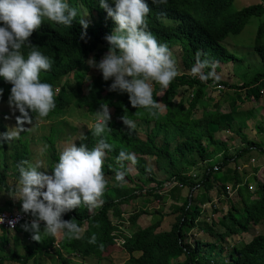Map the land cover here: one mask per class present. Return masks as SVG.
<instances>
[{"label": "clouds", "instance_id": "9594fccd", "mask_svg": "<svg viewBox=\"0 0 264 264\" xmlns=\"http://www.w3.org/2000/svg\"><path fill=\"white\" fill-rule=\"evenodd\" d=\"M110 2L114 7L109 6V0H98L99 7L111 18L115 27L112 33L105 37L109 45L107 53L99 62L94 58L87 61L88 69L89 67L97 69L88 79V84L94 75L101 73L104 81L111 80L108 90L117 92V97L126 93L133 108H142L150 115H156L154 110H157L159 115L164 116L167 110L162 102V97L167 90H170L171 85L179 83V78L184 77L189 81L194 80L205 85L203 89L205 103L203 100L200 103L202 110L204 106L210 113H216L219 110L225 116L234 114L232 110L228 113L222 112L221 108L217 107L218 103L214 104L215 112L208 111L205 90L213 87L217 90L216 94L220 95L225 91V86L234 88L227 84L221 85L212 76L210 67L216 62L225 65L232 64L233 71L236 73L238 63L235 52L232 50L244 49L239 48L238 43L232 41L229 36L225 41L219 43L226 51L223 54L219 53L220 59L212 61L208 58L209 55L205 49L208 48L209 51V43H214V39H211L204 29L205 22L201 18L203 14L198 7L201 0H187L186 6L183 8L191 7L186 27L189 37L185 38V41L192 45L190 55L185 52L183 44H173L169 50L166 44L157 42L155 36L147 29L146 21L149 13L147 0H110ZM166 2L167 0H153V3L164 4ZM164 12L163 14H167V11ZM78 15V8L71 6L69 0H0V78L11 85L8 99H3L4 85H0V109L10 108L12 111L11 117H4L5 114L0 111V120L4 127L3 130L0 129V144L7 143V147L16 149L17 155L22 157L17 164L8 165L9 175L17 178L15 184L6 191H0V205H7L6 208L0 210V239L11 236L8 234L10 229H7L11 227L14 228L11 231L19 229L18 235L23 240V243L20 244L14 242L15 247H11L10 243L6 245L7 250L3 254L0 253V264H5L7 261L11 264H26L30 260L27 258L29 250L36 253L32 255L31 262L34 261L32 260L33 256L41 255L43 257L51 256L50 264H101L102 261L95 257L83 256L79 260L76 251L65 250L63 256L51 250H41L37 246L32 247V239L40 241L42 238L41 242L48 239L54 240L58 233H63V236L68 239H79L80 236L89 234L85 230H81L78 224L87 219H94L104 208V202L112 191L119 190L121 194V197L115 202L125 201L120 205H108L107 215L112 213L113 216H115L113 214L114 207L121 211L122 205H129L131 201H138L143 196L153 195L147 194L153 189L156 190L155 194L168 199L174 191L183 192L185 191L183 189L186 188L188 194L185 199L189 198L191 205L193 202L197 204V199L207 194L204 193V187L201 185L189 189L175 177H170L171 173L166 174L160 171L161 165H156V163L162 158V155L154 143L161 141L160 139L164 135L161 131L158 135L160 138L155 136L154 122L148 123L140 119L131 120L126 115L116 117L115 108H108L104 104H101L100 110L96 111L95 115L90 114L87 106H82L80 109L72 106L63 114L46 118L49 112L55 108V90L53 85L41 80V73L47 72L53 61L39 51L37 46H33L29 37L34 31L40 29L45 20L66 27H71L75 20L82 29H87L86 19L77 20ZM161 23L165 27L178 26L177 21L171 17H162ZM84 35L85 33L82 32V39ZM230 42L235 43L234 48H230ZM193 45H198V47L194 48ZM177 48H180L179 53ZM24 49L27 51L25 52ZM192 59H195L193 66L187 68L185 62L192 61ZM176 66L181 68L180 71L176 72ZM87 70L83 72L85 78ZM70 75L75 77V73ZM67 77L63 83L69 82ZM152 83L158 84L163 89L158 93L157 101L153 99ZM88 84L86 85L87 93L84 92L85 85L83 86L85 95L88 94ZM197 89L198 86L193 88L178 87L175 90L174 102L185 101L186 107H188L189 100ZM59 90L58 88L57 92ZM224 97L223 102L227 100L226 96ZM236 108L237 106L231 109ZM75 109L80 110L83 115L88 114V119L93 122L90 130L79 132V129L68 121V115L71 110ZM110 110L113 111L112 118ZM39 120H43L45 124L41 125L42 129L36 138V146L42 145L43 148L41 151L37 149L39 157L34 158L31 149L32 131L26 126L30 125L38 129ZM109 122L113 124H109ZM11 123H13V127ZM108 125L134 133L137 139L146 145V148H143V152L136 151L137 148L126 151L122 149L117 152L113 143L105 136L110 130ZM138 128L144 129V131L139 133ZM172 128L173 137L168 139L171 146L176 145L180 140L173 125ZM226 134L230 135V132ZM38 139H42V141L38 142ZM10 152L13 151L9 150ZM220 158V155L217 156L215 161H220ZM0 166L3 167V164L0 163ZM245 166L246 164L243 167L245 168ZM240 167L237 169L238 173ZM228 169L232 170L231 167ZM133 170L136 176L139 175L144 183L151 186V189L145 191L143 185L134 180ZM214 171H219V168L214 166ZM227 172L228 170H224L223 174L226 176ZM157 173H161L162 177L159 178ZM192 175L196 177L197 173ZM151 177L155 178V182L148 181ZM164 179L169 181L163 184L162 189L157 188V183ZM245 182L248 181H244L243 184ZM228 183L230 184L227 182L224 185L227 194L226 196L223 193L224 196L228 198L237 196L241 185L232 184L229 187L226 186ZM121 187L124 190L119 189ZM167 187L170 190L165 191V195L159 194ZM215 187L214 185L212 190H215ZM130 189L136 190L135 193L138 195L136 199L129 198L130 195L125 193V190ZM228 190L232 194L235 193L230 197L231 193ZM8 196L18 203L14 204ZM172 204L173 202L167 203V205ZM81 205L86 207L84 212L77 209ZM95 207V210L91 209ZM73 209H77L78 212H73ZM70 211L75 217L70 216ZM65 213L74 221L63 220L62 216ZM18 214H24L20 225L15 222ZM86 214L89 216L85 217ZM80 215L83 216L79 217ZM107 217L109 218V216ZM108 220L113 224L110 219ZM41 222L44 225L42 231ZM22 228L29 231L31 236L30 233H21ZM112 235L117 236L118 231H114ZM88 236L87 244L95 243V237ZM113 243H116V239L113 240ZM122 243L123 241L120 247H122ZM227 243L229 245L228 241ZM250 243H240L237 247ZM233 246L230 248L232 249ZM21 249L24 253L20 252ZM245 250L242 249L243 254L238 257L239 264L260 261L257 256L258 251L250 248L247 252Z\"/></svg>", "mask_w": 264, "mask_h": 264}, {"label": "trees", "instance_id": "16d2710c", "mask_svg": "<svg viewBox=\"0 0 264 264\" xmlns=\"http://www.w3.org/2000/svg\"><path fill=\"white\" fill-rule=\"evenodd\" d=\"M187 0H167L166 3H153V0H147L149 13L147 16V29L155 36L158 43H164L169 50L173 44H183L185 52L191 54L192 45L187 43L185 38L189 37L188 30H186L189 22V12L191 7L185 8ZM236 0H201L199 9L202 12V20L205 22L204 29L207 31L209 37L214 39V43H209L210 49H205L208 52L209 59L214 61L220 59L219 53H225L219 43L225 41L229 36H240L251 19L257 17L261 19V24L255 32L256 38L250 40L248 46L242 42V49L248 50L246 53H235L237 61L236 74L241 80V86L234 88L245 90L247 97L253 99L255 102L248 103L249 110L254 109L264 95V0H260L259 4L251 5L236 10L234 7ZM69 0L73 7L79 10L78 19L82 17V4L87 14L90 15L92 21H87V29H82L77 21H73L71 27L55 24L54 22L45 20L38 31H34L29 41L33 46H37L38 50L44 55L48 56L52 61V66L47 72L41 73V80L53 85L55 90V108L51 110L46 117L58 116L63 114L68 108H81L87 106L90 114L95 115L96 111L100 110L101 104L108 106V108H115V116L123 117L126 115L129 119H140L148 123L154 122L156 133L159 137L161 131L164 137L159 142L154 143L157 150L161 153L162 158L157 161L156 165H161V172L171 173L170 177H175L182 185L189 189L201 185L204 187V193L210 192L214 185H219V192H223L226 196L225 183L234 181V185L240 186L237 191L238 200L231 203L228 214L223 217L224 228L223 232L217 229V224L213 223L211 226L205 223V226H200L198 218L201 216L202 209L199 206L203 202H211L210 196L205 194L204 197L197 199V206L192 211L191 200L184 198L181 201L182 206L175 208L172 215H176L175 223L170 226L168 231H159L166 214L156 212L158 216L154 222H149L147 226L138 223V220L148 211L141 210L138 214L129 215L127 222L129 225L118 223L114 225L109 222L107 217L108 205H120L125 203L124 200L115 202L121 197L120 191L115 190L110 192L109 198L104 202V208L94 217L96 219L95 227L101 228L99 239L95 243H89L77 239L71 240V249L69 251H77L83 256L95 257L100 261L103 260V253L112 244L114 231H118V237L123 241L122 247L129 255L127 264H239V256H241L242 249L250 248L258 251L257 256L260 261H249L247 264H264V233L260 236H255L252 243L242 245H234L232 249L227 241L233 236H239L250 232V228L257 226H264V181H258L256 173L259 171V166L254 168V177L256 181V190L251 192L249 189V180L244 182L240 178L237 169H228L232 162L237 163L244 156V162L248 163L251 152L258 154L257 158H264V142L250 141L248 138L242 140V143L247 144V147L238 150L234 154L229 153L228 145L219 137L225 135L227 132L234 133L232 129L231 116H225L217 110L216 113L203 110L197 116L196 111L198 105L203 100V89L205 85L194 80L189 81L186 78H179V83L171 85L170 90H167L162 97V102L165 104L167 113L161 116L150 115L142 108H133L126 93L116 96L117 92L108 90L111 80L104 81L102 74L94 75L91 82L88 84V94H83V86L85 82V75L83 72L88 69L87 61L94 58L97 62L107 53L109 45L105 37L112 33L115 27L114 22L107 16V13L99 7L98 0ZM109 6L114 7L109 0ZM179 10V11H178ZM167 11V14L163 12ZM164 12V13H165ZM162 17L174 18L177 27H165L161 23ZM85 33L83 39L81 33ZM246 41V40H243ZM249 41V40H248ZM253 42V43H251ZM197 48L198 45H193ZM26 52L27 49H24ZM210 53V54H209ZM250 56L252 59L245 63L244 59ZM252 60V61H251ZM195 59L185 62L187 68L193 66ZM75 73L77 85L73 87L69 82L63 83L65 78L70 74ZM0 85H4L3 99H8L11 85L0 78ZM180 86H189L193 88L198 86L194 96L189 100L188 107L186 102H174L176 97L175 90ZM60 89L57 92V89ZM153 99L157 101L158 93L163 89L156 83H152ZM236 103L231 104V108H235ZM217 107H220L219 105ZM85 108V107H84ZM7 114L8 112H3ZM264 113V112H263ZM109 124H113L109 122ZM195 124H199L195 125ZM172 125L175 131L178 132L180 140L176 145H169L168 139L172 138ZM110 130L105 134L117 152L120 150H131L137 148L136 151L143 152L146 145L137 139V136L126 130L123 131L108 125ZM3 125L0 120V129L3 130ZM262 130V129H260ZM264 132V128L262 130ZM160 138V137H159ZM9 150L13 151L9 153ZM221 156L220 161L216 160L217 156ZM22 157L17 155L16 149L7 147V143L0 144V191H6L11 185V180H17L16 177L9 175L8 165L17 164ZM215 161L214 163H212ZM260 164L259 159L257 160ZM205 167H202V166ZM214 166L219 168V171H214ZM228 170L224 175L223 171ZM194 171L197 173L196 177L190 173ZM202 171V173H201ZM232 173L234 179H232ZM201 174V177H200ZM148 181L155 182V178L151 177ZM169 181L164 179L158 182L157 188L162 189L163 184ZM124 190L123 187L119 188ZM156 190H152L147 194H153L156 200L164 201L165 196L155 194ZM135 189L125 190L129 194V198L136 199L138 195ZM181 195L180 191H174L172 196ZM230 200V198L226 197ZM11 204L10 202H8ZM113 214L123 221L121 211L116 207L113 208ZM196 219V220H195ZM121 221V222H122ZM86 230V226L80 229ZM124 229L125 232L121 231ZM196 228L199 233H203L207 238L212 237L215 240L214 248H211L209 239L208 242L202 245L199 239H196L193 244L187 242L188 230ZM88 233V232H86ZM222 242V245L219 243ZM10 241L8 236L0 239V253H4L6 245ZM84 246V248H83ZM241 248V249H240ZM29 254L36 253L29 250ZM138 254L136 257L135 255Z\"/></svg>", "mask_w": 264, "mask_h": 264}, {"label": "rangeland", "instance_id": "374dc122", "mask_svg": "<svg viewBox=\"0 0 264 264\" xmlns=\"http://www.w3.org/2000/svg\"><path fill=\"white\" fill-rule=\"evenodd\" d=\"M259 2H261L260 0H236L234 7L236 10H241L244 7L247 6H251V5H257L259 4ZM79 3L80 0H79ZM81 5L82 8V17H84V19H86L87 21H92L90 15L87 14V11L85 9V7ZM170 23H172V21H169ZM261 24V19L254 17L251 19V22L247 25V27L245 28L244 32L240 35V36H230V39L236 43H238V47L242 48V43L245 46H248L250 43V40H254L256 38L255 36V32L257 31L258 27ZM246 40V41H243ZM249 40V41H248ZM242 42V43H241ZM253 43V42H251ZM235 47V43L230 42V48H234ZM180 48H177V52L179 53ZM235 53H246L248 50H241V49H235L232 50ZM250 59H252L250 56H247L244 59V63H246L247 61H249ZM252 61V60H251ZM212 66L210 67L212 69V76L214 78H216L221 85L227 84V85H231L233 87L235 86H241L242 82L241 80H239L238 75L233 71L234 68L232 67V64H221V63H214L211 64ZM180 67L176 66V72L180 71ZM95 68L89 67V69L86 72V81H85V88H84V92L87 93V88L86 85L88 84V79L90 77L93 76V73L95 72ZM67 80H69L70 84L76 86L77 81L75 79V77L73 75H70L69 77H67ZM223 83V84H222ZM216 89L213 87H209V89L205 90V100L207 101V110L208 111H214V104L218 103V105L220 106L222 112L224 113H228L230 112V110H232V115L231 116V120H232V129L234 130V133H230V135L225 134L220 136L219 138L222 139L224 141V143L226 145H228L229 148V153L234 154L235 152H237L238 150H242L244 148L247 147V144L242 143V140L248 138V140L250 141H262L264 142V132L262 131L264 128V95H262L260 101L258 103H256V105L254 106V109L256 110H249L247 108L248 103H254L255 101L251 98L247 97V94L245 92V90H240V89H236V88H229L228 86H225V91L222 92L220 95L216 94ZM119 93V92H118ZM227 98V100H225L223 102V100L225 99V97ZM210 100V101H209ZM204 102V100H203ZM236 103L237 104V108L236 109H231L230 108V104L231 103ZM205 103V102H204ZM202 105H199V108L196 111V114L199 115L202 111ZM1 112H8L7 114H5L4 117H11L12 111L10 110V108H3L0 109ZM113 111L110 110V117L112 118L113 116ZM215 112V111H214ZM68 121L77 129H79V132L81 131H88L91 129V125L93 124V122H91L88 119V114L83 115L81 114L80 110H71L70 114L68 115ZM45 124V122L43 120H39L38 121V129H35L33 126H26L29 127V130L32 131V138H33V142L31 144V149H32V154L33 157H39L38 156V152L37 149L39 151H41V149L43 148L42 145L36 146V138L39 135L42 127L41 125ZM12 127H13V123H11ZM200 126L199 124H195ZM262 129V130H260ZM136 131V130H135ZM139 133H142L144 131V129L138 128ZM229 139V140H228ZM235 139V140H234ZM42 141V139H38L37 140ZM254 157H252L250 155V159L246 160L248 161V163L244 162V158H247L249 155L244 156V158H241L240 161H238L236 163V165H234V162H232V164L230 165L232 170L233 167L235 169H238V167H240V165H242L239 168V176L240 178H242L244 181H248L249 180V188L250 191L253 192L256 190V181H254L252 178L254 177V168H256V166H260V169L258 171V173H256V177L258 179V181H264V158H257L258 154L256 152H251ZM259 159V163L258 164V160ZM256 161V162H255ZM255 162V163H254ZM248 165L247 167H243L244 165ZM238 171V170H237ZM194 173V171H192L190 174L192 175ZM158 177L161 178L162 174L161 173H157ZM133 178L136 182L140 183L141 185H143L145 191H147L148 189H151V186H149L148 184L144 183L142 181V179L140 178V176H136L135 171L133 170L132 172ZM232 179H234V174L232 173ZM15 180H11L10 185H14L15 184ZM232 183H228V185L226 186H231L232 184H235L234 181H231ZM216 189L215 190H211L210 192L207 193V196L211 197V202L207 203V202H203V205H199L203 210H202V214L200 216V218H198L199 224L200 226H205V223L209 224L210 226L213 223L217 224V229L221 232H223V230H225L224 228V221H223V217L226 216L228 214V211L230 210V204L231 203H235L238 198L236 195L232 196V192L230 190V200L226 199V197L224 196L223 192H219V186L215 185ZM170 190V188H166L165 190L161 191L159 194H163L165 195V191L168 192ZM185 191L181 192V195H175L174 194V198L173 196H171L170 198L166 199L165 202L162 201H158L155 199V197H153V195H149V196H143L142 198H140L138 201H131L129 203V205H125V206H121V211L128 213V214H134V213H139L141 210H146L148 211V214H144L139 220L138 223L143 224L144 226H147L149 222H154L157 220L158 216L156 212H160V213H164L166 214V217L163 220V223L161 224V227L158 229L159 231H168L170 229V226L172 224L175 223L176 220V215H172V211L177 207H181L182 206V199L185 198L188 194L186 188L183 189ZM220 195V196H218ZM221 197V198H218ZM8 198L14 203L17 204L18 201H14L13 199H11L9 196ZM148 201V202H147ZM169 202H173L172 205H167V203ZM196 202L191 206L192 211L194 210ZM7 205H0V210L6 208ZM93 210L96 209L95 208H91ZM128 214H124V222H122L125 225L131 226L129 225V223L127 222V218H128ZM109 219L113 222V224H118V222H120V219L118 217H113L112 213L108 214ZM196 220V219H195ZM43 229V226H41V231ZM21 233H29V231H25L23 228L20 230ZM123 232H125V230H122ZM1 233V231H0ZM264 233V226H257V227H253L250 228V232L247 234H242L240 236H234L232 237V239L228 240L229 245H238L240 243H250L253 238L256 235H261ZM8 234H11L10 237H8L9 241H13L16 242L18 244H20V240H22V237L20 238L18 233L14 232V231H9ZM196 236V237H195ZM93 237V236H92ZM96 237V236H94ZM199 239L202 243V245L206 244L208 242H210L211 248H214V244H215V240L212 237H206L203 233H199V231L196 230V228H194L192 230V232H189L188 230V240L187 242H189L190 244H193V242ZM86 241V240H85ZM122 240L121 239H116V243H113L109 245V248L105 251V253L103 254V258L104 260H102L101 264H127V261L129 259V255L124 251V247H120ZM220 245H222V242L219 243ZM11 247H15V244L12 243L10 245ZM21 253H24V251L21 249L20 250ZM136 257L138 256V254L135 255ZM42 261H49L50 263V258H43L41 260V264ZM48 263V264H49ZM5 264H11L10 262H6ZM32 264V263H31Z\"/></svg>", "mask_w": 264, "mask_h": 264}, {"label": "water", "instance_id": "95a60500", "mask_svg": "<svg viewBox=\"0 0 264 264\" xmlns=\"http://www.w3.org/2000/svg\"><path fill=\"white\" fill-rule=\"evenodd\" d=\"M143 211H145V210H143ZM69 214H70V216L75 217V215L73 214L72 211H70ZM124 214H128V213H125L123 211L122 214H121V216L124 217ZM134 214H136V213H134ZM129 215H132V214H128V217H129ZM70 216L67 213H65V214H63L62 219L63 220H66V221L73 220L72 217H70ZM81 216H83V215H80L79 217H81ZM88 216H89L88 214L85 215V217H88ZM113 217H117V216H113ZM124 220L125 219L123 218V221L120 220V222H118V223H122V222H124ZM95 221H96L95 218L94 219H87V220H85L83 222H80L78 224L79 227L86 226L87 228H86L85 231L89 233V234H87L85 236H80L79 239L85 241L89 237L88 235L96 236L95 237V240L99 239L100 232L99 233L98 232L91 233V231H100L101 230V228H99L98 226L97 227L94 226L95 223H96ZM41 226L44 227L43 222H41ZM122 230H124V229L122 228ZM30 236H31V233H30ZM82 237H84V238L82 239ZM114 239H121V238L118 237V236H115ZM41 240H42V238H41ZM41 240L40 241H35V240L32 239V241H33L32 247L37 246L41 250H51V251L55 252L56 254H60V255H63L64 256L65 250H68L67 248H70L71 249V246H72V241L71 240H77V239H68L65 236H63V233H58L57 236H56V238L54 240H49L48 239V240H46L44 242H41ZM83 248H84V246H83ZM77 253H78V256L80 258L79 260H81L83 258V255L81 253H79V252H77ZM57 256H55V257H57ZM27 258H30V260L26 264H31L32 262H33L32 264H41V260L43 258H45V257H43L41 255L33 256V259L32 260H34V261L31 262L32 254L30 253ZM46 258H50V263H51V256H46ZM48 263H49V261H42V264H48Z\"/></svg>", "mask_w": 264, "mask_h": 264}, {"label": "bare ground", "instance_id": "6f19581e", "mask_svg": "<svg viewBox=\"0 0 264 264\" xmlns=\"http://www.w3.org/2000/svg\"><path fill=\"white\" fill-rule=\"evenodd\" d=\"M86 207L85 206H79L77 209L78 210H81V212H84V209H85ZM77 209H73L72 211L73 212H78L77 211ZM23 216H24V214H18L17 216H16V218H15V222H16V224L17 225H20L21 223H22V221H23ZM5 227V226H4ZM6 228V227H5ZM7 229H10V231H11V229H14V228H11V227H8ZM16 231H14V232H16V233H18V230L19 229H15ZM81 230H83V228L81 229ZM9 233V232H8ZM20 242L21 243H23V240H20ZM12 243H14L13 241H10V244H12Z\"/></svg>", "mask_w": 264, "mask_h": 264}, {"label": "crops", "instance_id": "0c3cea01", "mask_svg": "<svg viewBox=\"0 0 264 264\" xmlns=\"http://www.w3.org/2000/svg\"><path fill=\"white\" fill-rule=\"evenodd\" d=\"M251 156H252V157H254V155H253V154H252ZM246 166H248V165H246ZM246 166H245V167H246ZM259 169H260V166H259Z\"/></svg>", "mask_w": 264, "mask_h": 264}, {"label": "built area", "instance_id": "2783aa9c", "mask_svg": "<svg viewBox=\"0 0 264 264\" xmlns=\"http://www.w3.org/2000/svg\"><path fill=\"white\" fill-rule=\"evenodd\" d=\"M263 150H264V147H263Z\"/></svg>", "mask_w": 264, "mask_h": 264}]
</instances>
